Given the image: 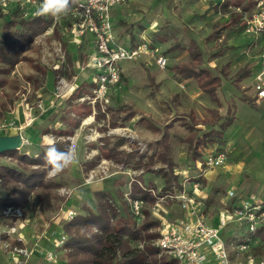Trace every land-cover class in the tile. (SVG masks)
I'll return each mask as SVG.
<instances>
[{"label": "rangeland", "instance_id": "obj_1", "mask_svg": "<svg viewBox=\"0 0 264 264\" xmlns=\"http://www.w3.org/2000/svg\"><path fill=\"white\" fill-rule=\"evenodd\" d=\"M256 4L257 0H128L116 6L114 26L119 39H125V44H128L127 33L144 34L156 56L163 54L168 60L166 67H162L156 57L143 54L120 62L123 75L121 80L109 89L110 101L105 109L100 108V104L94 106L87 98L93 91L90 81L94 70L88 65V53H91L92 44L90 40L85 44L72 40V26L75 21L71 13L73 3L66 14L56 13V5H53L47 13L52 19L51 25L25 46L13 69L1 76L4 83L0 86V136L11 135L3 132L13 125H18V133L23 135L25 123L33 117V122L29 125L36 122L38 125L35 127L41 132L37 138L32 136L29 140L26 137V142H23L20 150L36 154L47 145L68 141L66 160L55 165L49 172L52 183L58 185L52 188L50 206L41 205L39 198L31 193L25 205H14L22 208V219L0 216L2 231H6L9 226L4 221H20L17 224L18 232L23 234L28 242L31 241L30 246L35 243L38 245L30 264H68L66 249L62 248V245L59 246V239L67 232L64 223L72 219L67 216V212L74 209L77 213H84L86 207L97 210L94 191L98 190V186L104 187L100 189L111 191L121 211L128 203L129 210L137 221H140L143 215L134 209V199L129 196L134 181H140L157 195L155 202L170 190L180 189L175 185L171 189L163 190V178L145 168L143 162L146 159L140 160L139 166H134L138 157H146L153 151L156 147L154 142L160 137L159 133L141 122L143 114L162 128L173 120L170 130L173 156L177 162L176 172L186 188L190 189L189 192H194L192 183L189 182L199 179L201 184L204 183L203 173L208 168L203 167L201 170L197 165V158L189 152L188 143L184 138L192 129L183 121V117L192 122V118L184 116L191 110L195 111L197 118L209 116V109L217 107L218 104L200 90L194 78H185L174 69L175 65L191 59L188 50L191 39L197 40L203 50L204 66L213 72H219L223 67L227 69L228 76L224 78L219 89L222 100L220 112L226 114L230 106L232 113H235L237 102L240 103L238 115L241 122L250 124V128L254 127V134L246 140V145L241 146L247 153L243 154L251 164L248 165V172L264 183V140H260L258 133L260 131L264 134V120L259 118L258 110L240 100L243 94L255 93L254 76L241 82L243 89L233 82V75L241 66L251 65L254 73L264 69V33H249L246 29V23ZM22 16L13 5L2 19L4 22L7 17ZM3 22L0 24V34ZM89 36L91 35L87 37ZM5 65L0 62V67ZM151 75L156 84L150 82ZM61 76L70 82L77 76L76 86L64 92L62 96H57L55 88ZM126 103L140 107L144 113L139 112L128 120L121 117L116 125H111L114 110L109 107ZM257 109L264 113V103H259ZM20 112L24 113L22 122L18 116ZM57 120L55 129L53 125ZM209 127L198 124L196 129L203 133ZM121 138H124V142L118 149L126 153L122 152L119 157L126 158L127 154H132L131 159L126 158V162L107 157L108 150L103 148L105 142L112 145ZM210 144V149L217 147ZM201 148L206 151L203 146ZM253 155H261L263 158L259 160V166H255ZM204 156L200 158L203 159ZM91 160H96L97 164L85 170L84 163ZM1 164L16 166L17 159L2 155ZM209 185L212 186V183ZM7 192L8 188L4 187L0 180V197H6ZM211 195L213 198L210 201V212L214 214L206 220L209 224L220 227L223 207L219 206L217 210L219 200L216 194ZM178 199L166 196L161 204L165 210L162 213L170 218L179 215L181 211L178 206H181V203ZM155 202L147 204L152 218L156 217L153 212ZM173 202L177 206L176 209L170 207ZM6 206L8 205H2L0 202L1 208ZM247 231V226H242L237 221H229L220 227L219 236L226 242L228 240L236 244L237 236L244 235ZM136 243L143 245L140 241ZM232 249L234 264L237 261L248 264L246 253H242L238 248ZM49 253L56 256L54 260L47 259ZM8 256L0 248V264H11ZM211 262L213 263L212 259ZM255 262L258 263L259 259Z\"/></svg>", "mask_w": 264, "mask_h": 264}, {"label": "trees", "instance_id": "obj_2", "mask_svg": "<svg viewBox=\"0 0 264 264\" xmlns=\"http://www.w3.org/2000/svg\"><path fill=\"white\" fill-rule=\"evenodd\" d=\"M73 0L72 3H74ZM52 19L45 15H34L31 17H7L2 25L0 34V62L6 64L0 67V86L4 81L3 74L8 73L16 64L20 53L25 46L34 40L35 36L44 32L50 25ZM131 30V29H130ZM132 34L133 41L136 35ZM191 59L175 65L174 69L183 77H193L199 87L215 101L218 106L209 109L211 115L203 119H197L194 111L189 114L192 117L190 122L186 117L183 121L192 129V132L184 138L188 143L191 155L199 158L202 155L199 147H206L210 143L220 142L224 138L225 131L235 119V115L228 109L227 114L220 113L219 107L222 100L219 96V89L223 84V77L228 76L226 68L219 72H213L209 67L204 66L203 50L197 40L191 39L188 47ZM253 72L251 65L241 66L233 75V82L238 88H242L240 81L250 76ZM151 83L156 84L152 75ZM242 99L252 107H258L257 97L247 94L242 95ZM114 110L111 125H116L122 117L124 120L131 119L137 113H144L140 107H134L128 103L117 107H109ZM105 116V115H104ZM141 122L160 134L155 140L153 151L146 157L140 156L134 166H139L140 160L146 159L143 165L164 179L163 190L171 189L175 185L182 187L179 181V174L176 172L177 162L172 151L171 127L173 120L169 121L163 128L144 114L140 118ZM199 123L211 124L212 127L200 133L196 129ZM124 138L116 144L110 145L105 142L103 148H107V157L119 162H126L131 159L132 154H127L126 158L119 157L126 153L120 151L118 146L122 145ZM68 141H57L52 145H47L36 154H31L18 148L7 149L0 152V156L7 155L17 159V165H0V179L4 187L8 188L7 196L0 197L2 205L23 206L28 202L29 195L35 194L41 205L50 206L52 188L58 186L52 183L49 172L55 165L63 162L68 154ZM84 169H90L97 164L96 160L85 162ZM203 182L205 180L203 179ZM96 197L97 210L86 207V211L79 212L71 220L64 223V229L68 233V238L62 244L66 249L68 264H176L174 258L167 255H160V247L155 243L160 232L158 230L160 220L152 218V212L147 204H154L157 199L147 186L140 181H134L131 186L129 196L133 199L142 200L141 212L143 218L140 221L134 217L129 210L130 206L121 211L110 190L98 189L94 191ZM96 228V230H95ZM156 228V229H155ZM264 226L259 227L253 235L257 242H253L248 252L255 255L264 254ZM238 238L241 240L243 235ZM232 237V236H230ZM140 241L143 245L140 246ZM248 252H245L248 254Z\"/></svg>", "mask_w": 264, "mask_h": 264}, {"label": "built area", "instance_id": "obj_3", "mask_svg": "<svg viewBox=\"0 0 264 264\" xmlns=\"http://www.w3.org/2000/svg\"><path fill=\"white\" fill-rule=\"evenodd\" d=\"M45 0H0V24L2 16L7 14L14 5L17 12L20 11L24 17L36 15L41 9ZM128 0H75L71 5V13L75 17L72 28V40L83 43L84 37L89 34L92 44L91 53L88 54V65L94 70L92 81L93 91L87 95L94 106L100 104L101 108L109 103V89L115 86L122 78L123 69L120 62L139 57L143 54L156 57L157 62L166 67L167 57L163 54L156 56L155 50L150 46L144 34L136 35L133 41L132 35L127 33L128 44L119 39L114 26V9ZM30 6H37L36 9ZM47 16L48 14H44ZM48 17V16H47ZM73 17V18H74ZM246 29L250 33H264V0H257L256 8L246 23ZM71 40V41H72ZM77 76L72 82L61 76L57 80V96L76 86ZM254 90L257 98L264 99V69L255 75ZM33 122L25 123L27 126ZM23 126V127H24ZM22 138L24 139L23 135ZM25 142V140L23 141ZM227 159V152L218 149L208 152L205 157L199 160L200 169H208L222 166ZM91 176L93 174L91 173ZM186 178V175H185ZM1 180V179H0ZM184 183V182H183ZM200 180L192 181L193 193L184 186L183 189L170 190L161 196L154 205V215L160 220L158 230L159 236L155 243L160 247V255L176 259V264H234L232 248H238L241 252H248L253 242H257L254 234L259 227L264 225V201L257 195L241 199L238 204L232 206L225 204L221 211L220 227L225 226L229 221H237L242 226H247L248 231L238 239L236 244L233 241H224L219 236L220 227L210 225L205 220V215L200 210V201L197 199L196 191L200 189ZM190 190V189H189ZM174 193H173V192ZM229 196H236L234 190L228 191ZM167 197H176L184 209L183 216L175 218L167 217L162 213L165 211L161 206L162 201ZM134 209L141 213L142 200L134 199ZM77 214L74 209H69L67 216L71 219ZM0 216L7 218L22 219L24 212L21 207L8 205L0 207ZM20 222V221H19ZM11 220L6 231L0 229V248L3 249L11 259V264H30L32 256L38 247L36 243L32 246L27 244L25 236L18 232L17 224ZM22 223L24 221H21ZM240 238L241 236H237ZM68 238L67 232L59 239V246ZM235 246V247H234ZM248 264H264V254L255 255L252 252L246 254ZM55 255L49 253L48 260H54ZM213 260V263L211 262ZM259 259L256 263L255 260ZM235 264H246L237 261Z\"/></svg>", "mask_w": 264, "mask_h": 264}, {"label": "crops", "instance_id": "obj_4", "mask_svg": "<svg viewBox=\"0 0 264 264\" xmlns=\"http://www.w3.org/2000/svg\"><path fill=\"white\" fill-rule=\"evenodd\" d=\"M85 38H86V40H85ZM85 38H84V41L82 44H85L86 42H88L90 40L88 37H85ZM252 69H253V67H252ZM259 71L260 70L256 71L255 73L252 72V74L250 76L244 78L242 81H245L248 78H251L252 76H254L253 81H255V75ZM186 78H193V77H186ZM224 78L225 77H223V82H224ZM242 81H240V85L242 87L241 89L244 88V85H242V83H241ZM198 87H199V85H198ZM200 90H202V89L200 88ZM247 95H249V94H247ZM251 96H256V93H253ZM240 100H243L242 96H241ZM257 103H258V107H259V103H264V99L257 98ZM239 104L240 103L237 102L236 111H235V113H233L235 115V119L233 120L231 125L227 128V130L225 131L223 140H221L220 142L211 143V144L217 145V147L210 149V148H208V146H206V147H204L206 151H204L201 148V146L199 147L200 151L202 152V155H201L202 157L210 151L222 149L219 147H223V149L226 152H228L227 153V159L222 166L208 169L205 173H203L205 175V177L203 178L205 180V182L201 184L200 189H198L196 192L197 199L200 201V210L202 211V213H204L205 220L209 216H212L214 214L213 212H212L213 214H211V212H210V210L212 208L210 205V201H211V198H213V196L211 194H216L217 200H219V204L216 207V209L219 206H221V207L224 206L225 204H228L230 206H232V204H238L241 201V199H243L245 197H249L252 194L257 195L260 199H262L264 201V183H263V181L261 182L260 180H258L257 177H253L248 172V165H251V164L247 160V156H246L247 153H246L245 149L241 147L244 144L246 145V140L254 134V131H253L254 127L250 128L249 127L250 124H248L246 122H244V123L241 122V119L239 118V115H238ZM98 107H100V106H98ZM211 108H214V107H211ZM253 108L258 110L259 118L264 120V113L259 111V109H257V107H253ZM228 109H230V111L232 112V108L230 106H228L227 111H228ZM219 110H220V107H219ZM191 111H193V110H191ZM189 112L185 113L186 115H184V116H189L190 118H192L191 115L189 114ZM220 113H222V112H220ZM19 114L20 115H18V116L21 117L20 120L22 122L24 120V115H23L24 113L20 112ZM226 114H223V115H226ZM195 116H196V113H195ZM205 117H208V116H205ZM205 117H203V118H205ZM203 118H197V119H203ZM186 119H187V117H186ZM58 120H60V119L58 118ZM58 120L53 125L55 129H57ZM17 123H20V121H17ZM199 124H204V125L210 126L209 129L212 127L211 124H205V123H199ZM36 125H38V124H36V122H34L33 125L26 126L22 130V134H23L25 142H26V137L29 140H31L32 136L34 138L39 137V132H41V130L39 128L37 129L35 127ZM196 126H198V124ZM18 127H19L18 125L10 126L9 130L4 131L3 134H17L18 133ZM34 127H35V129H33ZM248 128H249V130H248ZM258 133L260 134L259 135L260 140L261 141L264 140V134L260 133V131H258ZM25 142H24V144H25ZM243 153L246 155H244ZM252 158L256 160V164L254 163L255 166H259L260 162H261L259 160H263V158H261V155H259V157L253 155ZM200 159H201L200 157L196 159L198 162L197 163L198 166H199V160ZM252 166H254V165H252ZM155 181H157V179H155ZM179 181H180V183H182V187H179L180 189H183L184 186L187 187L186 185H184V183L180 177H179ZM207 182H208V185H207ZM189 183H192V182H189ZM211 183H212V186L209 185ZM163 184H164V179H163V183L161 184V186ZM100 188H104V187H101V186L97 187V189H100ZM189 188H190V186H189ZM186 189H188V188H186ZM229 190H234L236 192V196H229L228 195ZM170 207L174 208V209L177 208V206H175L174 202L172 203V205ZM178 209H180L181 213L179 215H176V217L177 216H183L184 212H185L184 209H182L181 206H178ZM172 218H175V217H172ZM30 242L31 241H29V242L27 241L28 244Z\"/></svg>", "mask_w": 264, "mask_h": 264}, {"label": "clouds", "instance_id": "obj_5", "mask_svg": "<svg viewBox=\"0 0 264 264\" xmlns=\"http://www.w3.org/2000/svg\"><path fill=\"white\" fill-rule=\"evenodd\" d=\"M73 0H45V3L37 13V15H44L49 13L53 8V5H56V13L66 14L70 10V5Z\"/></svg>", "mask_w": 264, "mask_h": 264}, {"label": "water", "instance_id": "obj_6", "mask_svg": "<svg viewBox=\"0 0 264 264\" xmlns=\"http://www.w3.org/2000/svg\"><path fill=\"white\" fill-rule=\"evenodd\" d=\"M165 1H171V0H165ZM22 145H23V138L20 133L0 136V152L13 148L19 149Z\"/></svg>", "mask_w": 264, "mask_h": 264}, {"label": "bare ground", "instance_id": "obj_7", "mask_svg": "<svg viewBox=\"0 0 264 264\" xmlns=\"http://www.w3.org/2000/svg\"><path fill=\"white\" fill-rule=\"evenodd\" d=\"M91 115V114H90Z\"/></svg>", "mask_w": 264, "mask_h": 264}]
</instances>
